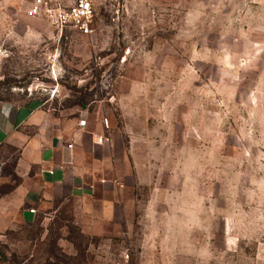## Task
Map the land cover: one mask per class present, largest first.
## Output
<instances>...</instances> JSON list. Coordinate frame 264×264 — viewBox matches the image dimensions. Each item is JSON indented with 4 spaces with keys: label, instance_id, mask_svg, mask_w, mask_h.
Wrapping results in <instances>:
<instances>
[{
    "label": "rangeland",
    "instance_id": "obj_1",
    "mask_svg": "<svg viewBox=\"0 0 264 264\" xmlns=\"http://www.w3.org/2000/svg\"><path fill=\"white\" fill-rule=\"evenodd\" d=\"M76 1L0 0V113L120 195L51 198L0 140V264H264V0H91L87 34Z\"/></svg>",
    "mask_w": 264,
    "mask_h": 264
},
{
    "label": "crops",
    "instance_id": "obj_2",
    "mask_svg": "<svg viewBox=\"0 0 264 264\" xmlns=\"http://www.w3.org/2000/svg\"><path fill=\"white\" fill-rule=\"evenodd\" d=\"M53 126L49 117L39 112L29 113L25 109L14 113L2 111L0 140L23 142L25 177L40 178L51 198L73 197L82 202L92 196L93 204H115L120 190L98 178L91 164L81 162L77 143L82 134L66 140ZM69 145L72 149L68 148ZM99 196L104 198L99 200Z\"/></svg>",
    "mask_w": 264,
    "mask_h": 264
},
{
    "label": "built area",
    "instance_id": "obj_3",
    "mask_svg": "<svg viewBox=\"0 0 264 264\" xmlns=\"http://www.w3.org/2000/svg\"><path fill=\"white\" fill-rule=\"evenodd\" d=\"M44 0H35L34 5L29 10L28 15L30 17H38L41 16L44 12ZM70 19L75 25L80 28L81 31L84 33L90 32V24L92 22V4L91 0H77L76 4L70 8L67 15L63 14L61 16V20L58 21V23L61 24V26H64V24L68 23L67 19ZM86 125L85 121L80 122V126L84 127ZM96 144H102L103 138L100 137L95 142ZM69 149H72V145H69Z\"/></svg>",
    "mask_w": 264,
    "mask_h": 264
}]
</instances>
